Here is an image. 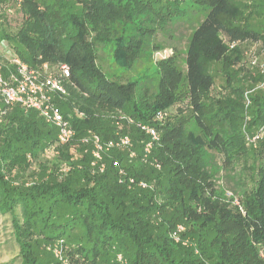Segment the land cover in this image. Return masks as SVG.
Instances as JSON below:
<instances>
[{
  "label": "trees",
  "instance_id": "16d2710c",
  "mask_svg": "<svg viewBox=\"0 0 264 264\" xmlns=\"http://www.w3.org/2000/svg\"><path fill=\"white\" fill-rule=\"evenodd\" d=\"M10 1L0 0V8ZM14 1L23 21L14 34L0 29V43L32 66L68 64V80L87 96L66 82L67 95L55 98L66 116L76 105L85 112L71 120L70 143H60L35 109L15 104L1 115L0 219L9 222L18 249L3 264H264V88L250 95L247 116L241 84L236 96L210 99L214 77L203 63L235 67L241 41L264 40L258 30L227 21L238 4L197 1L207 13L189 38L183 99L170 61L153 59L161 49L153 38L181 17V0ZM254 7L263 10L264 0ZM7 64L0 61V69ZM184 101L189 111L179 105ZM175 105L180 114L171 119ZM103 112H117L116 121L104 123ZM138 123L158 132L147 158L149 136ZM89 130L104 140L130 135L135 154L116 150L105 171L95 172L80 141ZM214 152L223 155L221 165ZM117 158L124 176L112 166ZM222 168L232 172V192L215 183Z\"/></svg>",
  "mask_w": 264,
  "mask_h": 264
},
{
  "label": "rangeland",
  "instance_id": "374dc122",
  "mask_svg": "<svg viewBox=\"0 0 264 264\" xmlns=\"http://www.w3.org/2000/svg\"><path fill=\"white\" fill-rule=\"evenodd\" d=\"M198 0H181L179 5H174L176 8H180V13L174 17L173 21H170L162 29H159L153 42L160 46L161 49L154 50L153 59L170 61L166 62L171 64L174 69L172 73L173 79L177 80L178 88L177 92L180 94L181 98L185 99L186 97V67H185V55L188 47L189 38L192 35V31L197 27L201 20L205 17L207 13L206 7L201 3L197 2ZM258 0H234L238 4L237 11L235 16H226L227 21L231 24H236L240 28H253L258 30L260 33L264 34V9L260 10L254 7V4ZM261 1V0H259ZM260 10V11H259ZM23 21V15L20 9L17 7V4L14 0L10 1L6 6L0 8V29H4L7 33L14 34L18 29L20 24ZM223 38L228 44L229 38L227 34L224 33ZM238 46L242 50V59L240 64H236L235 67L231 65L223 64L219 61H209L204 59L203 63L206 66V69L213 74L214 84L209 92L210 99H223L225 97L236 96L237 94V85L241 84L242 91L245 94V108L244 114L248 116L247 107L250 103V95L257 94L264 88V40L260 39L258 42L254 41H241ZM14 50V49H13ZM13 50L7 41L0 43V61H8L10 54H13ZM145 59H143L144 61ZM142 61V62H143ZM49 64V63H48ZM57 63L49 64L51 67H55ZM108 63L103 62L102 67L104 70H108ZM240 65V69L237 66ZM231 81H233L230 88ZM230 83V84H229ZM67 85L71 88L78 91L79 94L87 96L81 91V89L73 82L67 81ZM150 86L151 84H147ZM152 86H150L151 88ZM233 89V90H232ZM235 89V91H234ZM232 92V93H231ZM67 99L66 97L62 100ZM216 103V102H215ZM179 104V103H178ZM187 102H180L181 108L188 110ZM210 104V103H208ZM212 108V103L209 106ZM208 108V109H209ZM171 119L174 115H179L176 113V105L171 109ZM210 110V109H209ZM74 116H71L69 119L77 117L79 113H82L79 116H83L85 112L80 110L76 105L73 108ZM189 112H186V114ZM117 112H103L104 123L115 122ZM113 120V121H112ZM193 130H196V127L192 125ZM262 132V131H261ZM255 137H252V140H255ZM214 161L216 165H221L223 162V155L214 152ZM232 172L228 169L222 168L218 175L214 177L215 183L217 186L222 189H227V193L232 192L231 185V176ZM229 207L231 205L229 204ZM183 227L184 225L181 224ZM18 252L17 246L14 243V240L10 234V225L9 222L5 219H0V264L9 261L16 253ZM59 256H57L58 258ZM120 257L118 261H120ZM68 260L63 264H68ZM14 264H18L17 262Z\"/></svg>",
  "mask_w": 264,
  "mask_h": 264
},
{
  "label": "built area",
  "instance_id": "2783aa9c",
  "mask_svg": "<svg viewBox=\"0 0 264 264\" xmlns=\"http://www.w3.org/2000/svg\"><path fill=\"white\" fill-rule=\"evenodd\" d=\"M234 45L233 42L230 47ZM7 66L6 72L0 69V97L4 102V105L0 106V118L9 107L15 104H19L27 110L35 109L39 111L48 124L57 129V139L60 143L73 142L76 137V129L69 119L70 116L64 115L55 102L56 97H63L68 93L66 86L70 77L68 64L57 63L53 68L45 62L41 67L32 66L13 53L8 57ZM81 114L79 113V115ZM119 118L128 119V122H132L131 118L123 115ZM156 118L164 119L165 113L159 112ZM138 126L149 136V140L143 148V156L147 158L154 142L159 138L158 132L153 126L146 123H138ZM80 141L85 145L84 150L92 155L90 163L92 169L99 173L105 171L106 159H111L114 151L127 150L130 157L135 154L133 140L128 134L117 133L115 137L104 140L100 134L89 130L80 138ZM154 164L159 166L155 162ZM112 166L119 168V175L124 176L125 170L121 168L120 159L112 160ZM129 181L137 183L142 188L148 187V183L143 180L136 182L131 177ZM235 202L239 203L238 200ZM183 229L182 225H178V231ZM61 248L59 243L53 246L56 256H59L60 259L62 258ZM261 254L264 256V251ZM63 260L67 261L66 259Z\"/></svg>",
  "mask_w": 264,
  "mask_h": 264
}]
</instances>
